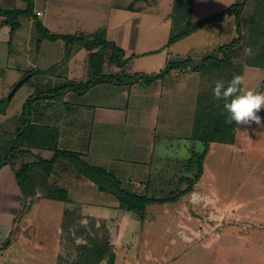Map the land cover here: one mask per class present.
<instances>
[{"label": "crops", "instance_id": "1", "mask_svg": "<svg viewBox=\"0 0 264 264\" xmlns=\"http://www.w3.org/2000/svg\"><path fill=\"white\" fill-rule=\"evenodd\" d=\"M240 1L193 0L190 24L196 25ZM175 2L0 0L2 8L21 11L14 19L0 13V106L4 103V109L0 111V161L13 148L25 122L24 105L31 91L21 94L14 102L24 82L36 77L37 91L45 92L91 78L89 60L97 48L77 47L65 59L66 41L43 37L40 24L53 34L93 36L101 33L105 39L123 48L125 59V63L118 66L110 61L109 51L103 73L117 77L137 72L163 76L150 84L142 79L134 83L105 81L94 84L84 93L70 90L61 97L37 98L32 103L31 123L58 129L60 149L77 151L90 165L107 169L117 180L119 189L149 198L179 195L173 201L182 200L178 210L181 217L176 225L183 228L179 233L186 240L200 238L201 231L194 229L198 219L187 214L197 207L210 209L215 217V209L235 213L234 216L228 214L231 223L224 231L229 230L243 240L246 235L243 226L252 224L250 215L243 217L239 206L231 201L220 206L218 198L206 191L202 179L207 172V160L215 148L221 152L224 146L239 149L240 141L241 144L248 140L252 143L258 134L255 123L239 126L226 123L228 113L223 108L224 101L214 99L212 89L216 81L227 83L237 74L243 75L246 81L250 68L264 70V0H247L245 3L240 13L242 37L235 46H230L238 35L235 13L226 14L222 20H212L167 45ZM30 6L31 12L27 13ZM254 26L258 33L256 39L253 38ZM249 46L255 53L252 57L243 53ZM208 56L214 60L209 61L205 69H200ZM178 62L183 65L171 66ZM169 66L171 68L165 72ZM27 74L30 75L9 97L14 85ZM263 84L264 79L258 85V89L261 87L259 92H264ZM213 133L224 135L210 138L200 179L190 191L182 192L197 172L198 157L206 148L204 134ZM54 153V148L40 147L24 138L12 162L0 167V246L8 242L25 202L16 172L24 163L48 160ZM165 179L177 182L179 188L164 196L151 195L152 189L167 187L166 183L163 184L165 187L155 183ZM49 181L68 192L67 201L44 196L38 200L42 205L49 203L47 201L60 202L58 226L63 225L66 216L73 212L105 222L116 254L114 264L132 263L129 256L132 250L119 251L118 248L121 243H129L138 236L136 233L141 227L143 258L138 264L151 260L147 239L150 234L143 222L150 214L153 202L146 203L144 210L137 212L122 207L113 191L100 188L64 158L54 163ZM194 192L199 197L192 200ZM220 214L219 218L222 217ZM154 217L156 214L149 219ZM128 225L135 228L131 237L125 232ZM185 227L194 230L193 236ZM116 230L120 235L118 239H115ZM220 235L222 232L212 235L209 241Z\"/></svg>", "mask_w": 264, "mask_h": 264}, {"label": "rangeland", "instance_id": "2", "mask_svg": "<svg viewBox=\"0 0 264 264\" xmlns=\"http://www.w3.org/2000/svg\"><path fill=\"white\" fill-rule=\"evenodd\" d=\"M248 71L247 86L259 91L261 87L258 89V85L264 79V70L250 68ZM35 78L20 86L14 102L28 90L31 96L38 94ZM258 115L264 120V109ZM238 146L239 149L224 146L222 152L215 148L216 151L207 160V172L202 183L210 196L218 198L220 206L231 201L239 206V213L243 217L250 215L252 224L243 226L246 233L243 240L236 238L229 230L224 231L225 226L231 223L228 214L236 215L228 209L226 212L215 209L217 217L209 212L210 209L206 211L200 207L186 212L198 219L194 229L201 231L200 238L190 241L179 233L183 228L176 225L181 217L178 210L182 207V200L165 204L153 202L150 214L143 222L150 234L147 239L152 258L143 264H264V127H258V134L252 143L248 140L241 144L240 141ZM168 179L156 180L157 185L166 183L167 187L156 191L152 189L151 195L164 196L179 188L177 182ZM37 184L42 186L43 182L38 179ZM41 190L39 187L36 196L25 200L14 231L8 237V242L0 246V264H83L81 244H89L91 237L104 238L109 231L105 227L106 223L73 212L66 216L63 225L58 226L60 208L57 207L60 202L40 204L38 200L43 196ZM191 197L193 200L199 196L194 192ZM155 214L156 217L149 219ZM232 218L234 220L235 217ZM134 230V226L125 228L129 237ZM185 230L193 236V229ZM116 231L115 239H118L120 235ZM138 231L141 232V227ZM140 232L131 242H123L118 248L119 251L125 248L132 250L129 254L131 264H138V260L143 258V235ZM221 232L218 239L209 241L212 235L217 236ZM94 264L109 263L103 260Z\"/></svg>", "mask_w": 264, "mask_h": 264}, {"label": "trees", "instance_id": "3", "mask_svg": "<svg viewBox=\"0 0 264 264\" xmlns=\"http://www.w3.org/2000/svg\"><path fill=\"white\" fill-rule=\"evenodd\" d=\"M247 0H241L240 2L232 4L230 7L224 9L222 12L213 15L212 17L206 18L203 21H200L196 25H191L189 21V17L192 13L193 0H176L174 5V12L172 14L173 26L172 31L170 33V37L168 39L167 45H171L177 40H180L198 28L208 24L212 20H222L226 14L235 13L237 20V37L230 43V46H235L241 41L242 37V24L240 19V13L245 5ZM32 7L26 10L27 13L31 12ZM0 13L3 15H8L11 19H14L16 15L21 13L18 10H10L4 9L0 6ZM16 26V23L13 22V27ZM40 31L43 37L49 38L51 40H56L62 38L67 43V52L65 55V59H67L77 47H85L89 50H97L91 53V57L89 60V67L91 71V78L87 81L81 82L79 84H67L60 88H56L53 90L38 92L37 95L30 96L24 105V115L25 122L21 127L20 132H18L16 136V141L14 143L13 148L9 152V154L0 161V167L6 163H11L13 158L16 155V152L24 138L28 140L29 143L35 144L40 147H48L54 148L55 153L51 159H41L38 162L34 163H24L20 169L16 172V177L18 180V184L22 189L24 199L32 198L36 196L37 191L42 188V194L44 197L55 199V200H63L67 201L69 199L68 192L55 184L50 183L49 176L53 169L54 163L60 159L64 158L69 160L71 163L75 165L77 170L94 181L98 186L105 190L113 191L120 200V205L122 207L128 208L135 212L142 211L145 208L146 203L149 202H166V201H174L179 195L176 196H168L163 198H149L147 196H140L134 193L127 192L125 190L119 189L117 180L111 175L107 169L90 165L87 161H85L81 154L77 151L60 149L58 147L59 142V130L55 128L37 126L31 123V109L32 103L37 98H45V97H61L67 91H75L77 93L86 92L91 86L99 82H116V83H134L142 79L144 83L150 84L156 79L163 76V74L159 75H149L143 72H137L135 74L125 75V76H115L112 74L103 73V65L105 62V58L107 53L110 51V61L118 66H122L125 63L124 50L120 46H117L114 42L109 41L104 38V34H95L93 36L84 35V34H53L50 33L49 30L40 24ZM258 37L257 28L254 26L253 30V38L256 39ZM264 45V43L262 44ZM264 58V52H263ZM262 55L260 58H262ZM214 60L213 57H206L202 65L199 67L200 69H205L208 62ZM181 67L183 64L181 62L172 64L171 66ZM169 66L167 71L171 68ZM4 109V103L2 102L0 106V111ZM206 136L205 150L199 155L197 163L198 169L194 176V178L189 179V186L182 190V192H188L192 189L193 185L196 181H198L203 173V164L204 159L208 151V143L211 137L221 136L224 134L213 133V134H204ZM44 172L43 174L38 172ZM41 180L43 182L42 186H38L37 181ZM106 227V226H105ZM81 248L83 250L81 256V262L83 264H94L98 261L106 260L109 264L115 263L116 254L113 250L112 243L110 241V234L107 230V235L103 237H98L94 239L91 237L89 244L83 243L81 244Z\"/></svg>", "mask_w": 264, "mask_h": 264}, {"label": "clouds", "instance_id": "4", "mask_svg": "<svg viewBox=\"0 0 264 264\" xmlns=\"http://www.w3.org/2000/svg\"><path fill=\"white\" fill-rule=\"evenodd\" d=\"M243 53L248 57L255 55L250 46L245 47ZM212 94L214 99L224 101L223 108L228 113L226 123L237 126L255 123L264 127V120L258 115L264 109V92L248 87L243 75H234L227 83L216 81Z\"/></svg>", "mask_w": 264, "mask_h": 264}, {"label": "water", "instance_id": "5", "mask_svg": "<svg viewBox=\"0 0 264 264\" xmlns=\"http://www.w3.org/2000/svg\"><path fill=\"white\" fill-rule=\"evenodd\" d=\"M30 74L25 75L24 77H22L13 87V89L11 90L9 97L13 94V92L27 79V77Z\"/></svg>", "mask_w": 264, "mask_h": 264}, {"label": "built area", "instance_id": "6", "mask_svg": "<svg viewBox=\"0 0 264 264\" xmlns=\"http://www.w3.org/2000/svg\"><path fill=\"white\" fill-rule=\"evenodd\" d=\"M39 13V12H38Z\"/></svg>", "mask_w": 264, "mask_h": 264}]
</instances>
